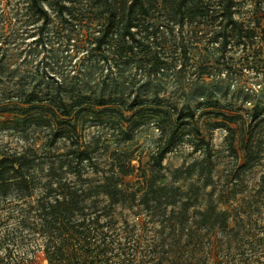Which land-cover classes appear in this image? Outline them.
Segmentation results:
<instances>
[{"label": "trees", "instance_id": "obj_1", "mask_svg": "<svg viewBox=\"0 0 264 264\" xmlns=\"http://www.w3.org/2000/svg\"><path fill=\"white\" fill-rule=\"evenodd\" d=\"M84 1L89 11L81 0H0L1 82L28 79L4 65L13 56L8 37L35 33L44 47L52 15L67 33L89 29L85 55L68 70L43 60L36 83L1 91L0 115L13 117L0 120V131L46 135L40 152L0 144V264H264V167L237 195L245 189L241 174L264 164V106L211 111L208 124L225 129L233 158L221 184L197 114L217 105L209 88L223 81L216 65L239 67L227 52L239 48L238 62L264 65V44H254L264 11L237 18L238 0ZM198 27L210 31L196 57ZM186 67L192 77L178 83ZM167 69L174 91L160 93ZM90 125L98 130L86 138ZM142 125L157 132L145 162L123 147ZM59 139L66 142L60 152L52 150ZM183 144L199 155L168 168L167 153ZM118 208L127 210L122 220Z\"/></svg>", "mask_w": 264, "mask_h": 264}, {"label": "rangeland", "instance_id": "obj_2", "mask_svg": "<svg viewBox=\"0 0 264 264\" xmlns=\"http://www.w3.org/2000/svg\"><path fill=\"white\" fill-rule=\"evenodd\" d=\"M15 0H7V3H14ZM84 0H81L78 5L82 6L85 11H89L87 6L84 4ZM10 7V5L8 4ZM258 9L259 11H264V0H238L235 4L234 15L237 18L249 17L252 14L254 15L253 9ZM264 15V14H258ZM85 16L92 18L93 15L89 12L85 13ZM259 28H257L256 39L254 40L255 45L264 44V38L261 36L264 31L261 30L264 27L263 16H259ZM250 25H254L251 23ZM196 29L195 36H198L202 33V40H198V48L195 49L196 57H199L201 53H205V50L202 48L206 43L207 31H210V28L198 27ZM189 29L188 25L184 26L183 33L190 34L186 32ZM261 30V31H260ZM89 29L87 26L80 31L79 34L73 35V33H67L64 28H61L59 23V17L53 16L51 21L47 24L44 30V47L41 46V42L38 40H32L36 37V34L31 36H20L15 37V39L8 37L6 44L8 45L9 53H12V58L5 62L7 70L19 69V75L28 76L26 84L19 82L16 78L12 76L6 77L4 82L0 81V96L1 91L8 93L9 91H15L20 87H25L28 83H36L37 77L35 71L38 67L41 68L43 60L50 62L54 67H60L62 70H68L72 64L78 61L79 57L81 58L85 54V49L87 48ZM194 36V37H195ZM10 38V39H9ZM37 42V43H36ZM236 52L229 51L230 55L233 57L234 61H230L232 64L235 63L236 68H224L223 65L219 66V71H213L217 80H223L221 82L215 83V85L210 86L209 88L213 91V101L217 99V105H211L208 107H200L197 109L198 114V125L201 128L202 132L206 135V138L210 140V145L215 151V177L220 176V184L225 182V175L229 169L232 168L233 158L228 152L224 136L226 131L223 127H212L209 126V122L214 121L213 114L211 111H225L227 113H244L247 109L252 107L253 103H258L259 105L264 106V65L256 64V66L247 67V63L238 62L237 57L239 55V48H236ZM177 51V50H176ZM216 57V56H215ZM214 60V59H213ZM179 63L176 62L175 71L179 68ZM216 64H221L217 63ZM168 65H165L167 68ZM133 69V68H132ZM186 67L181 74L178 75V83L180 81H188L192 77L190 72L193 69ZM204 78L207 80L204 76ZM175 75L167 69L165 71L164 77L161 80L160 93H168L174 91L173 81ZM17 82V85H16ZM221 91H225V98L221 97ZM202 93L201 90L194 93L196 99H200ZM194 106V102H192ZM216 107V108H214ZM13 115L11 113H3L0 115V120H11ZM218 119V118H216ZM231 126L235 127L234 123H230ZM19 128L22 125L18 126ZM97 128L95 126H87L84 129L86 138L91 137L94 133L96 135ZM137 133L134 136L133 140L128 142L127 145L123 146L129 150L135 149L136 154H140L142 157V162H145L147 159L148 151L153 147L152 139L156 136V130L151 125H142L136 130ZM19 133L17 130L6 129L0 131V144L6 145L11 149L21 151L23 148L32 145L34 148L38 149V152L42 151V143L45 141V131L43 129H27L26 132ZM24 135V137H23ZM103 139V135L101 136ZM66 142L64 139H59L52 150L63 151L65 149ZM237 146V142L235 143ZM101 147V146H100ZM45 149V148H44ZM101 150V148H100ZM238 153L237 164L243 163V154L240 150ZM199 155V152L191 153V147L189 144H183L178 146L176 150H173L167 153L164 164L168 168H173L181 165L182 163L189 162L193 157ZM103 158V157H101ZM135 163V161L133 162ZM264 163V162H263ZM264 164H258L251 169L245 171L243 175V185L245 189L240 191L237 195L238 197H244L247 190L255 183L256 179L259 177L261 170L263 169ZM131 181L134 179L132 177L127 178ZM219 190V189H218ZM217 192V191H216ZM226 205H220V208H224ZM127 210L118 208L115 217L119 220L126 216Z\"/></svg>", "mask_w": 264, "mask_h": 264}]
</instances>
